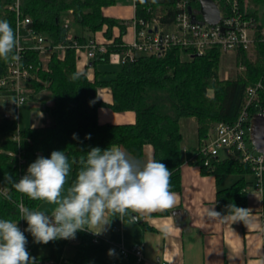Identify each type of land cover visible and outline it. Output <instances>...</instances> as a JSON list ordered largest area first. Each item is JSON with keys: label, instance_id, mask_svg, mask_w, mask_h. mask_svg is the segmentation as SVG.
<instances>
[{"label": "trees", "instance_id": "16d2710c", "mask_svg": "<svg viewBox=\"0 0 264 264\" xmlns=\"http://www.w3.org/2000/svg\"><path fill=\"white\" fill-rule=\"evenodd\" d=\"M180 1L134 0L135 17L144 22L160 18L164 24H170L179 11ZM215 1L224 15L232 14V0ZM14 2L0 0V20H7L16 35L17 15L9 8ZM116 2L20 0L22 14L30 16L34 29L53 43L64 39L62 16L72 9L74 20L81 27L80 42L85 43L91 37L96 38L97 33H102L105 39L101 42L107 45L108 53L91 62L94 76L90 78L85 70L78 68L79 56L75 48H68L64 59L54 54L47 69L42 67L38 51L25 49L23 63L41 79H31L28 85L36 91L46 88L52 94L53 104L43 107L51 115L52 123L21 129L18 119L6 118L0 108V186L6 190L5 194L0 192V219L18 221L17 205L21 202L34 210H39L44 203L17 192L11 184L5 183V174L18 181L38 156L50 157L52 151L59 150L74 159L71 183L80 167L81 156H86L91 147L104 149L111 145H119L142 160L144 145L152 144L154 159L166 164L171 173L170 190L173 192L182 188V164L196 155L195 164L203 173H213L218 184L229 175H238L230 186L218 189L217 210L229 214L225 207L229 204L248 208L249 191L246 187L254 185V179L249 180L247 175H253L252 167L235 158L213 159L210 167H205L203 157L196 153L198 146L188 149L184 158L180 119H196L200 144L215 122H232L238 117L247 102L249 86L260 82L259 94L264 96V41L261 34L264 29V0H248L246 19L255 32L254 45L250 51L237 49L236 62L242 64L244 70L226 78L220 75L222 54L218 46L193 57H187L180 47H172L164 56L141 55L120 65L116 71L100 69L99 64L108 63L109 52L120 51L129 42L125 38L129 21L106 15L103 11ZM195 4H198L197 8ZM190 5L202 18L199 0H190ZM237 7L243 11L244 0H238ZM142 26L139 24L138 28ZM116 28L118 34L115 33ZM251 52L255 58L249 55ZM13 55H16V49L7 60L0 58V77L6 74ZM74 75L78 78L73 79ZM102 87H110L111 103L99 97V88ZM100 107H109L116 112L134 111L136 120L134 123H101L98 119ZM255 111V107L250 109L251 113ZM262 196L264 219V191ZM23 224L26 229L27 222L23 220ZM26 234L27 245L31 249L37 243L33 242L30 233ZM76 237L78 241L74 244L64 239L42 244L49 247L50 254L36 258L53 259L60 264H112L107 259V253L111 251L109 242L105 239L95 242L94 235L88 231H78ZM68 245L74 247V252L66 257L64 252ZM128 264H137L136 258L129 256Z\"/></svg>", "mask_w": 264, "mask_h": 264}, {"label": "clouds", "instance_id": "9594fccd", "mask_svg": "<svg viewBox=\"0 0 264 264\" xmlns=\"http://www.w3.org/2000/svg\"><path fill=\"white\" fill-rule=\"evenodd\" d=\"M17 45L10 23L0 20V58L7 60ZM12 59L19 57L13 55ZM79 163L70 184L67 178L71 164L59 150L52 151L50 157L38 156L18 181L5 174V183L17 192L54 207L49 213L19 203V220L27 222L23 231L19 220L0 219V264H36L27 249L25 232L31 234L34 243L45 245L58 239H75L78 231L100 235L113 217L128 215L130 222H136L134 214L171 208L176 201V193L170 190L171 173L159 160H138L119 145H111L91 147ZM225 207L229 212L226 217L216 207L207 209V215L247 222L248 208L236 204Z\"/></svg>", "mask_w": 264, "mask_h": 264}, {"label": "built area", "instance_id": "2783aa9c", "mask_svg": "<svg viewBox=\"0 0 264 264\" xmlns=\"http://www.w3.org/2000/svg\"><path fill=\"white\" fill-rule=\"evenodd\" d=\"M238 0H232V14H225L222 10L221 20L217 24H210L197 16V11L192 12L196 15L193 21L192 13L189 12L190 0H181L178 3L179 11L175 20L170 24H164L160 18L144 22L138 20L135 16L128 20L129 25L134 29L133 38L127 43V46L120 51H112L108 54V62L115 65H123L134 61L141 55L164 56L172 47H180L185 50L187 57L202 55L207 50L218 46L222 56L236 53L237 49L250 51L255 41L254 29L246 19L248 1L244 0V9L239 11ZM15 10L17 15L16 37L18 45L16 56L18 60H11L7 65V72L0 77V99L5 102L6 108H13L15 111H5L6 118L17 117L16 111L23 104L27 103L33 94L37 93L35 88L28 85L31 79L41 81L35 77L30 66L23 63L25 49H33L39 52L41 64L47 69L48 64L54 54L60 59H64L68 48H75L81 62L82 56H85L84 66L91 64L97 56L108 53L106 44L97 38H89L87 42H80V35L73 31V10L66 11L62 16L64 39L53 43L46 35L37 32L33 27V20L28 15H23L20 8V0H15L9 6ZM72 16L73 18H71ZM143 25L138 28V25ZM264 41V29L261 32ZM262 84L248 87V99L238 117L232 122L217 121L209 130L207 136L202 139L196 149V153L203 157L202 164L210 167L213 159L235 158L252 167L254 175V185L246 187L263 195L264 191V154L257 151L250 139L251 118L254 114L264 113V96L259 94ZM256 108L255 113L250 109ZM19 139V127L17 130ZM186 162L197 163V157L191 156ZM0 192L6 193V190L0 186ZM23 231L25 226L23 220L18 223ZM27 232H25V236ZM102 237L94 235V241L99 242ZM75 239H70V243H76ZM31 254V249L27 245ZM115 254L124 257L134 256L137 264H145L146 258L142 245L127 247L123 243L118 246ZM35 258L36 264H60L53 259ZM67 257V256H66ZM65 263L67 259L65 258ZM164 264V263H157Z\"/></svg>", "mask_w": 264, "mask_h": 264}, {"label": "crops", "instance_id": "0c3cea01", "mask_svg": "<svg viewBox=\"0 0 264 264\" xmlns=\"http://www.w3.org/2000/svg\"><path fill=\"white\" fill-rule=\"evenodd\" d=\"M111 7L103 9L106 15L125 20L135 16V4L127 7L125 16L106 10ZM73 31L81 35V27L76 22L73 24ZM115 33H119L118 28ZM133 34L134 29L129 26L125 38L131 41ZM95 37L99 41L105 39L102 33H97ZM81 58L78 68L85 70L88 76L93 78L94 66H84L85 56ZM44 90L47 89L37 93ZM99 97L111 103L113 96L110 87L99 88ZM98 119L101 123H134L136 114L130 110L116 112L109 107H100ZM39 125L45 124L34 126ZM180 128L185 158L188 149L199 145L198 124L193 117H183L180 119ZM121 148L134 157L125 148ZM148 159H154L152 144H145L143 147L142 161ZM181 175L182 188L180 191H174L176 201L171 208L134 214L138 217L136 222H130L128 215L121 219L112 218L110 225H107L106 230L99 236L109 242L113 256H121L115 252L123 243L127 247L142 245L145 264H264L262 194L253 189L249 190L247 222L223 217L213 218L207 215L206 210L212 207L217 210V191L222 188L223 182L218 184L213 173H203L198 165L186 160L182 164ZM228 215L223 214L225 217ZM121 257L124 263L128 264L129 257Z\"/></svg>", "mask_w": 264, "mask_h": 264}, {"label": "rangeland", "instance_id": "374dc122", "mask_svg": "<svg viewBox=\"0 0 264 264\" xmlns=\"http://www.w3.org/2000/svg\"><path fill=\"white\" fill-rule=\"evenodd\" d=\"M133 4H134V0H117L114 6L106 10L109 12H112L113 14L115 13L118 15L125 16L127 14V7L132 6ZM197 6L198 4L194 5L195 8H197ZM70 17L73 18L72 16ZM235 54L236 53L222 56L221 69H220V75L222 78L234 77L237 75L239 71L244 70V67L242 64L241 65L237 64L236 62L237 57ZM249 55L255 58L252 52L249 53ZM98 66L100 69L106 70L109 72L116 71L120 68V65L109 64V63L99 64ZM52 104H53V98L49 90H44V91L33 94L31 99L27 103L20 106L16 111L19 127L21 129H25V128L38 125V124L52 123L51 115L46 110L43 109V107L50 106ZM0 108L3 109V113H5V111H10V110L15 111V109L13 108H6V104H4L1 99H0ZM69 162L71 164V171L67 179H68V183L70 184V177L72 174V167H73L74 159L70 157ZM237 178H238V175H229L223 181L222 187L230 186ZM247 178L249 180L254 179L252 174L247 175ZM53 207L54 205H50L44 202L40 206L38 211H47L50 213ZM73 252H74L73 246H70V245L66 246L65 252H64L66 256L72 255ZM31 254L34 257H46L50 254V249L49 247L44 246L42 244H36L33 247H31ZM107 259L112 264H125L124 259L121 256L119 257L113 256L112 247H111V251L107 253Z\"/></svg>", "mask_w": 264, "mask_h": 264}, {"label": "water", "instance_id": "95a60500", "mask_svg": "<svg viewBox=\"0 0 264 264\" xmlns=\"http://www.w3.org/2000/svg\"><path fill=\"white\" fill-rule=\"evenodd\" d=\"M199 2L203 19L210 24H217L222 17L219 3L215 0H199ZM188 10L195 21L196 15L192 12V8L189 7ZM250 139L257 151L264 154V113L254 114L251 118Z\"/></svg>", "mask_w": 264, "mask_h": 264}]
</instances>
